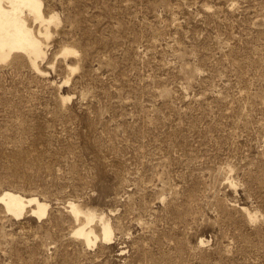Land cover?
Masks as SVG:
<instances>
[{"label": "rangeland", "instance_id": "1", "mask_svg": "<svg viewBox=\"0 0 264 264\" xmlns=\"http://www.w3.org/2000/svg\"><path fill=\"white\" fill-rule=\"evenodd\" d=\"M42 1L36 68L0 62V195L47 210L0 200V264H264V0Z\"/></svg>", "mask_w": 264, "mask_h": 264}, {"label": "bare ground", "instance_id": "2", "mask_svg": "<svg viewBox=\"0 0 264 264\" xmlns=\"http://www.w3.org/2000/svg\"><path fill=\"white\" fill-rule=\"evenodd\" d=\"M27 17L39 24L38 31L29 27ZM58 24L57 16L48 17L45 15L42 0H0V62L9 61L13 53L16 52L26 55L36 68L37 61L44 56L42 46L44 41L50 37V28L52 25ZM76 54L77 51L73 48L62 49V55L66 57ZM0 200L5 204L7 210L18 218L25 214L27 205L34 204L37 209L35 213L40 217L47 210V206L38 199L26 198L10 191L2 193ZM251 217L256 218L255 216ZM93 235L91 233L89 241H94ZM104 239H111L109 228L105 229Z\"/></svg>", "mask_w": 264, "mask_h": 264}]
</instances>
